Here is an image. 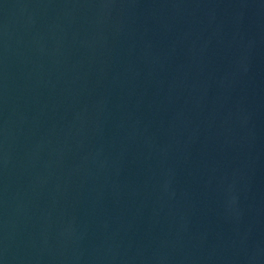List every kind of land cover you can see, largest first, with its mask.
<instances>
[{"label":"water","instance_id":"1","mask_svg":"<svg viewBox=\"0 0 264 264\" xmlns=\"http://www.w3.org/2000/svg\"><path fill=\"white\" fill-rule=\"evenodd\" d=\"M0 264H264V0H0Z\"/></svg>","mask_w":264,"mask_h":264}]
</instances>
